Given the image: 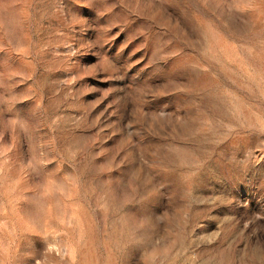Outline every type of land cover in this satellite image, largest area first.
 Returning <instances> with one entry per match:
<instances>
[{"label":"rangeland","instance_id":"rangeland-1","mask_svg":"<svg viewBox=\"0 0 264 264\" xmlns=\"http://www.w3.org/2000/svg\"><path fill=\"white\" fill-rule=\"evenodd\" d=\"M0 264H264V0H0Z\"/></svg>","mask_w":264,"mask_h":264}]
</instances>
